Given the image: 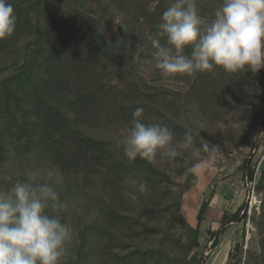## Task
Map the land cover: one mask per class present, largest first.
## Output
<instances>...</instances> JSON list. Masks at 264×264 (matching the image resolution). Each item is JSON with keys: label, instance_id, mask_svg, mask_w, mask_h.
I'll list each match as a JSON object with an SVG mask.
<instances>
[{"label": "trees", "instance_id": "1", "mask_svg": "<svg viewBox=\"0 0 264 264\" xmlns=\"http://www.w3.org/2000/svg\"><path fill=\"white\" fill-rule=\"evenodd\" d=\"M11 2L16 30L0 39V164L9 155L39 154L62 172L63 182L81 179L100 193L97 212L73 233L61 264H203L200 226L215 189L202 200L196 226L182 215L181 197L198 179L189 169L206 160L207 153L196 159L185 150L174 159L130 161L118 141L141 107L143 123L167 125L176 140L192 129L197 147L208 142L222 154L240 145L255 151L264 127L251 123L256 109L264 108V68L162 76L178 88L158 86L140 70L154 66L156 50L148 37L159 30L170 0ZM221 2L196 0L206 22ZM238 113L243 127L255 134L229 143L228 135L216 137L209 131ZM253 154L237 168L248 186L255 171ZM259 173L254 185L262 194L259 208L249 214L245 201L232 213L222 212L220 229L207 231V246L213 248L226 225L244 224L227 264H264V165ZM134 181L145 188L144 199L125 211V184ZM76 196L72 190L68 199ZM153 196L168 202L163 215ZM247 221L253 233L249 229L245 243Z\"/></svg>", "mask_w": 264, "mask_h": 264}, {"label": "clouds", "instance_id": "2", "mask_svg": "<svg viewBox=\"0 0 264 264\" xmlns=\"http://www.w3.org/2000/svg\"><path fill=\"white\" fill-rule=\"evenodd\" d=\"M16 24L11 0H0V39L11 36ZM158 28L148 39L156 50L154 67L165 78L217 68L228 73L264 68V0H222L210 22L199 14L196 0H170ZM143 112L136 108L131 127L118 141L130 161L174 159L185 150L196 159L202 151L207 159L216 158L218 145L197 147L192 129L176 140L167 125L143 123ZM200 170L197 164L189 172ZM27 177L0 190V264H61L73 238L72 228L59 217L65 207L57 191L63 174L50 166L34 168Z\"/></svg>", "mask_w": 264, "mask_h": 264}, {"label": "rangeland", "instance_id": "3", "mask_svg": "<svg viewBox=\"0 0 264 264\" xmlns=\"http://www.w3.org/2000/svg\"><path fill=\"white\" fill-rule=\"evenodd\" d=\"M140 71H142L141 73H143L144 77L153 81L155 85L160 86L163 84L164 87L178 88L173 82L165 81L162 75L157 73L158 70L155 69L154 66H143V69ZM241 114L238 113L233 116L229 115L225 117L221 121L211 125L209 131L215 134L216 137L221 136L224 138L228 135L230 137H228L230 139L228 140L229 143L241 141L245 135L249 134L251 136L255 134L253 128L249 130V128L243 127L241 123ZM253 116H255L256 120L251 124L257 125L259 122H262L264 127V108L262 110L256 109ZM260 123L257 127H259ZM111 130L112 129H106V133L113 134L114 130ZM259 136V147L255 150L256 153L254 152L251 162V166L255 167V169L256 167L257 169H261L264 165V160L262 163L260 162L264 157V128ZM252 151L253 150H251L248 145H240L230 150L228 153H217L214 160L206 159L197 163L201 165V170L198 174H195L198 177L197 182L181 197V211L186 220L187 216L189 218L194 216L193 221H195L202 200L207 199L208 193L212 188L215 189V194L211 198L209 207L206 210L205 219L203 221L204 226L207 225L208 222H219L223 211L232 213L241 205V202L243 203L246 201L248 203L249 214L251 213V209L255 207L256 209L259 208L262 194L254 192L253 196L248 183L243 178L242 173L237 169L238 165L247 159ZM38 155L22 153L19 157L9 155V157L2 159V163L0 164V190L9 189L17 180L27 181V173L34 168L43 169L55 166L45 157ZM259 172H257L258 176L260 174ZM66 181L72 184L74 188L69 189L66 186ZM66 181L64 180L62 184L57 185L60 199L65 205L64 209L59 211V217L62 222L67 223L72 228L74 233L82 227L81 223L83 220L91 218L97 212V203L100 201V193L93 187L92 183H90V186L83 185L81 179H74L71 177L67 178ZM125 187L126 190L123 193V209L129 211L136 205L135 203L139 204L143 201L145 188L136 181L126 183ZM72 190L73 194H77V198L70 201L68 195ZM153 197L152 199H155L157 208L161 210V215H163L162 210L168 202L163 198ZM49 212L50 214H55V210L49 209ZM241 223L242 222H240L239 226L240 232ZM245 226L246 235L244 236L246 243L248 231L252 228L249 221H247ZM250 232L253 233V229L250 230ZM204 237L208 239V235ZM239 238H242V234ZM201 243H204V241L202 240ZM244 247L247 248V244H245ZM198 250L201 254L206 255L207 258L208 251L211 250V248H209L206 243L205 245H201ZM206 260L207 259H205L204 262H206ZM239 264H245V262L242 261Z\"/></svg>", "mask_w": 264, "mask_h": 264}, {"label": "crops", "instance_id": "4", "mask_svg": "<svg viewBox=\"0 0 264 264\" xmlns=\"http://www.w3.org/2000/svg\"><path fill=\"white\" fill-rule=\"evenodd\" d=\"M242 203V202H241ZM194 217V216H193ZM192 216L189 218L187 216V220L190 225L196 226L197 220L193 221ZM240 222L239 223H231L229 225H226L223 232L220 233V238L218 244L211 248V250L208 251V257L206 258V262L203 264H227L228 261V255L231 250L232 245L235 242H240L241 239V234L244 229V224L241 223V232L239 231L240 229ZM220 229V223L219 222H208L207 225H203V222L200 226V239L201 241L203 240L204 243H201V245H207L210 244L209 241V235L207 234V231H217ZM208 235V239L204 236Z\"/></svg>", "mask_w": 264, "mask_h": 264}, {"label": "built area", "instance_id": "5", "mask_svg": "<svg viewBox=\"0 0 264 264\" xmlns=\"http://www.w3.org/2000/svg\"><path fill=\"white\" fill-rule=\"evenodd\" d=\"M255 151H252V153H254ZM256 153V152H255ZM264 160V157L262 158V160L260 161L261 163H262V161ZM252 164V163H251ZM255 168V167H254ZM259 170L260 169H257V167H256V169H255V171H254V176H253V180L249 183V189H251V191H252V195L254 196V185L256 184V182H257V179H258V174H257V172H259ZM250 206H251V204H250Z\"/></svg>", "mask_w": 264, "mask_h": 264}]
</instances>
